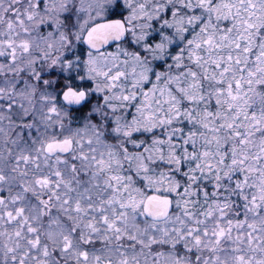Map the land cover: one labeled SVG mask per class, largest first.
Returning a JSON list of instances; mask_svg holds the SVG:
<instances>
[{
    "label": "clouds",
    "instance_id": "1",
    "mask_svg": "<svg viewBox=\"0 0 264 264\" xmlns=\"http://www.w3.org/2000/svg\"><path fill=\"white\" fill-rule=\"evenodd\" d=\"M37 3L0 0V264H264V0Z\"/></svg>",
    "mask_w": 264,
    "mask_h": 264
},
{
    "label": "snow or ice",
    "instance_id": "2",
    "mask_svg": "<svg viewBox=\"0 0 264 264\" xmlns=\"http://www.w3.org/2000/svg\"><path fill=\"white\" fill-rule=\"evenodd\" d=\"M43 5H44V0H38V3H37V7H43ZM169 11H171V10H169ZM25 15H27V13H25ZM28 18L29 19H31V16L30 15H28ZM65 19L69 22V23H71V16H66L65 17ZM9 27H11V23L9 24ZM49 27H51V25H49ZM156 37H153V39H155ZM25 47H27L26 45H25ZM13 52H14V49H13ZM66 59H70V57H66ZM229 59H231V57H229ZM67 79L72 83V84H74L75 85V77L74 76H69V77H67ZM18 86V85H17ZM75 86H77V87H79V85H75ZM57 87L58 88H66V86L64 85V83H63V79L61 80V82L60 83H58V85H57ZM237 87H239V82H237ZM62 97L63 98H67V96H68V90L66 89L62 94ZM81 95H82V93H81ZM4 105H7L8 106V111L9 112H11L12 111V109L15 107V105L14 104H12V102L10 101V100H5L4 98H2V97H0V112H3L4 111ZM51 111H55V106H53V108L51 109ZM236 135H239V133H236ZM241 143H243V141H241ZM47 148H52V145L51 144H49V145H47L46 146ZM25 159H27V157H25ZM57 175H59L58 173H57ZM48 181L45 179V183H47ZM3 195V193L2 192H0V196H2ZM0 203H3V201L2 200H0ZM22 210L21 209H17V213H20ZM107 218L105 217V220H106ZM112 227V225L111 224H109V228H111ZM30 231H32V229H30ZM117 231H119V229H117ZM205 235H207V233H205ZM224 235V231H223V229H221L219 232H217V233H214V236H215V238H216V242L217 243H219V241H220V239H221V237ZM118 239H119V237H118ZM65 240L67 241L68 240V238L67 237H65ZM199 242H200V238L199 237H197L196 238V243L197 244H199ZM36 243L38 244L39 243V239L37 238V240H36ZM70 245H71V242L70 241H68L65 245H64V250L66 251L69 247H70ZM35 246V245H34ZM44 255L45 256H47L48 255V253H47V250L45 249V251H44ZM81 256L83 257V258H87V253L85 252V253H81ZM198 259V258H197ZM237 259H242V257H237Z\"/></svg>",
    "mask_w": 264,
    "mask_h": 264
}]
</instances>
